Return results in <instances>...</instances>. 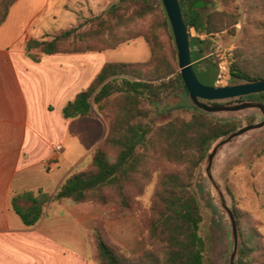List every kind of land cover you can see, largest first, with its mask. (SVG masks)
<instances>
[{
	"label": "trees",
	"instance_id": "trees-1",
	"mask_svg": "<svg viewBox=\"0 0 264 264\" xmlns=\"http://www.w3.org/2000/svg\"><path fill=\"white\" fill-rule=\"evenodd\" d=\"M15 1L0 0V25ZM180 3L189 30L194 27L198 33L190 36L192 47L199 45V53L205 54L207 50V38H200V35H214L225 29L235 32L238 15L205 16L203 8L207 0H180ZM244 4L248 15L258 9L264 16V0H244ZM156 11L158 23L149 31H140L133 36V40L142 38L148 43L149 60L105 63L91 85L63 110L65 117L91 116L94 104L103 109L111 95H118L113 101L115 114L109 133L94 151L89 167L71 174L58 189L55 199L113 204L115 211L124 215L131 210L128 190H142L152 161L160 160L170 166L161 171L155 200L146 214L145 240L149 248L134 257L124 255L107 240L103 224L96 220L91 243L96 248L99 264H205L206 241L200 233L203 215L194 180L215 142L237 130L239 124L236 120L212 118L200 109L194 110L189 118L175 116L159 125L146 120L150 112L143 108L144 100L155 101L178 86L188 94L178 70L176 48L161 0L158 4L156 0H118L104 15L92 18L98 24L92 31L81 32L74 26L62 29L49 39H29L26 44L27 52L33 57L41 53L114 49L127 40L116 33L118 27ZM262 21L264 24V18ZM162 28L168 36L170 53L158 33ZM88 37H98L107 45L87 44ZM65 43L69 45L64 47ZM254 55L245 47L234 50L230 63L232 83L264 78V42ZM247 97H264V92ZM241 100L244 97L229 102ZM257 110L262 120L264 115ZM15 210L25 224L34 225L43 214V203L36 201L26 209L15 205ZM118 214L115 212L111 216ZM250 233L238 250L236 264L256 262L255 250L262 246L257 232L252 229Z\"/></svg>",
	"mask_w": 264,
	"mask_h": 264
},
{
	"label": "rangeland",
	"instance_id": "rangeland-1",
	"mask_svg": "<svg viewBox=\"0 0 264 264\" xmlns=\"http://www.w3.org/2000/svg\"><path fill=\"white\" fill-rule=\"evenodd\" d=\"M118 0H67L69 7H56L60 0H20L12 9L11 21L0 30V34L8 37L29 35L41 38L43 35H55L62 29L78 26L79 31H92L98 28L97 21H93L99 15H104L109 6ZM158 4V0H156ZM204 15L229 13L234 17L239 16V22L232 29L216 32L214 35H200L207 38L206 53H199V45H195L192 51L193 66L200 78L206 84L217 82L219 63L228 58L227 48L245 47L255 56L264 42L263 14L257 9L248 15L244 0H207L203 8ZM159 13L147 14L135 22L120 26L116 33L127 40L120 43L122 48L117 52V59L124 61H137L143 58V51L139 45L132 43L133 36L140 31L147 32L155 23H158ZM168 52L170 47L168 36L164 29H158ZM168 33H170L168 31ZM191 36H197L195 29H190ZM87 44L95 47L107 45L98 37H88ZM130 42V43H128ZM124 44V45H123ZM143 44V43H142ZM173 44V40H172ZM65 43L63 46H68ZM203 45V44H202ZM174 46V44H173ZM256 50V51H255ZM179 70V69H178ZM232 83L229 82L226 84ZM220 84V83H219ZM117 94L111 95L103 109L93 105L92 115L100 117L104 124L102 127L96 118L82 117L81 119V155L104 132L103 139L91 152L90 157L81 163V168L74 171H82L89 167L96 148L104 141L110 130L111 120L115 111L113 101ZM187 93L178 86L173 91L164 94L155 101L144 100L143 108L149 110L147 121L156 125L165 123L175 116L189 118L192 112L198 109L187 99ZM244 100H257L264 103V97L247 96ZM225 104L226 102H220ZM210 117L220 120H236L239 128L248 124L261 121V113L257 109H247L240 113H211ZM101 128V129H99ZM170 166L160 160H153L148 167V176L144 180L141 191L135 188L128 190L131 200L129 213L121 215L113 204L103 205L93 201L85 204L101 208V213L94 220L92 231L89 234V243L93 249L90 264H99L96 248L93 241V230L96 220H100L104 227L106 238L116 245L121 252L129 257H134L149 248L145 240V218L149 208L153 204L159 184L161 171ZM212 171L215 179L220 184L225 194L229 207L234 211L238 223V250L244 240H247L251 230L258 234L259 249L255 250V264H264V127L251 130L234 138L225 145L216 155L213 161ZM194 189L201 202L203 220L200 233L206 241L205 264H229L232 242V225L230 219L220 203V197L216 189L209 182L205 174V163L197 172L194 180ZM117 216H111L114 213ZM256 239V240H257ZM238 257V254H237Z\"/></svg>",
	"mask_w": 264,
	"mask_h": 264
},
{
	"label": "crops",
	"instance_id": "crops-1",
	"mask_svg": "<svg viewBox=\"0 0 264 264\" xmlns=\"http://www.w3.org/2000/svg\"><path fill=\"white\" fill-rule=\"evenodd\" d=\"M19 1L0 30L10 23ZM66 1L56 7H69ZM51 37L0 34V264H90L93 256L89 234L102 209L54 196L106 132L81 155V119L89 116L65 117L63 110L105 63L124 61L116 57L122 45L37 57L27 52L29 39ZM132 43L140 46L143 58L125 62L149 60L148 43L142 38ZM89 118H96L99 127L104 124L100 117ZM36 201L43 203V214L27 225L15 205L26 209Z\"/></svg>",
	"mask_w": 264,
	"mask_h": 264
},
{
	"label": "water",
	"instance_id": "water-1",
	"mask_svg": "<svg viewBox=\"0 0 264 264\" xmlns=\"http://www.w3.org/2000/svg\"><path fill=\"white\" fill-rule=\"evenodd\" d=\"M173 41L176 48L178 66L182 81L188 90L187 99L198 109L215 114L219 112L240 113L256 108L264 115V103L257 100H241L229 102L232 99L264 92V78L229 84H206L202 82L193 66L191 34L186 23L180 0H161ZM220 102H226L221 104ZM217 103V104H216ZM264 127V118L256 123L248 124L218 139L205 160V174L216 189L222 207L225 209L232 225V242L229 264H236L238 253V223L234 211L229 207L222 187L214 177L212 167L218 152L234 138L251 130Z\"/></svg>",
	"mask_w": 264,
	"mask_h": 264
},
{
	"label": "built area",
	"instance_id": "built-area-1",
	"mask_svg": "<svg viewBox=\"0 0 264 264\" xmlns=\"http://www.w3.org/2000/svg\"><path fill=\"white\" fill-rule=\"evenodd\" d=\"M192 29H195V28L192 27ZM227 51H228V58L223 59L219 63L220 69H219L218 76H217V82L220 84H226L229 82V79H230V63L234 56V48L229 47L227 48ZM61 147H62V144L58 146V149H60Z\"/></svg>",
	"mask_w": 264,
	"mask_h": 264
}]
</instances>
